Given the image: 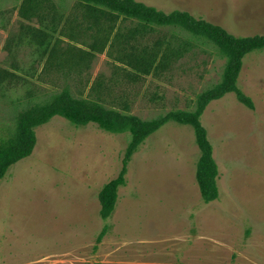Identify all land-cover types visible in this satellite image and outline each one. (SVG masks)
I'll use <instances>...</instances> for the list:
<instances>
[{
  "label": "rangeland",
  "instance_id": "374dc122",
  "mask_svg": "<svg viewBox=\"0 0 264 264\" xmlns=\"http://www.w3.org/2000/svg\"><path fill=\"white\" fill-rule=\"evenodd\" d=\"M21 1L0 0V67L39 71L34 46L5 49L20 22L37 26L19 16ZM74 1L65 0L66 13ZM136 1L166 13L187 11L237 37L264 34V0ZM224 64L214 46L197 44L170 71L127 88L131 113L151 119L193 109L197 94L220 80ZM113 67L98 54L90 82L109 78ZM30 80L42 95L59 89ZM56 82L64 84L61 74ZM237 87L253 109L227 92L200 117L218 166V198L209 203L196 182L200 151L189 125L168 121L145 139L106 221L98 193L118 175L130 133L92 122L77 126L58 115L35 128L31 155L0 180V264H264V50L243 57ZM25 90L0 91V136L13 132L25 103L17 97Z\"/></svg>",
  "mask_w": 264,
  "mask_h": 264
},
{
  "label": "trees",
  "instance_id": "16d2710c",
  "mask_svg": "<svg viewBox=\"0 0 264 264\" xmlns=\"http://www.w3.org/2000/svg\"><path fill=\"white\" fill-rule=\"evenodd\" d=\"M64 8L65 0H22L18 8L21 18L35 20L37 26L20 22L18 34L7 39L5 49L34 46L36 63L43 69L0 67V91L18 85L26 88L17 97L16 103H25L15 114L13 132L0 136V180L12 165L31 155L35 128L56 115L77 126L92 122L110 133L128 132L130 140L121 169L98 193L99 215L106 221L114 212L119 188L126 184L132 155L150 134L175 121L193 128L200 151L195 177L202 201L216 200L218 166L200 117L209 102L227 92H234L239 102L254 108L252 99L237 87V78L243 57L253 50H264V34L237 37L187 11L166 13L136 0H75L68 13ZM197 44L214 46L225 59L220 80L197 94L193 109L170 110L151 119L132 114L127 88L143 83L148 76L160 77L170 71ZM102 53L113 62V72L107 79L99 75L90 82L91 65ZM59 74L65 80L61 87L56 82ZM33 77L59 89L42 95L40 88H34L38 85L30 87ZM105 230L106 226L98 239Z\"/></svg>",
  "mask_w": 264,
  "mask_h": 264
}]
</instances>
